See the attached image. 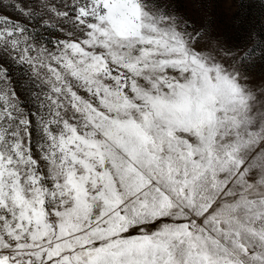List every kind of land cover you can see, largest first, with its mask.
<instances>
[{
    "label": "snow or ice",
    "instance_id": "1",
    "mask_svg": "<svg viewBox=\"0 0 264 264\" xmlns=\"http://www.w3.org/2000/svg\"><path fill=\"white\" fill-rule=\"evenodd\" d=\"M0 264H264V0H0Z\"/></svg>",
    "mask_w": 264,
    "mask_h": 264
},
{
    "label": "rangeland",
    "instance_id": "2",
    "mask_svg": "<svg viewBox=\"0 0 264 264\" xmlns=\"http://www.w3.org/2000/svg\"><path fill=\"white\" fill-rule=\"evenodd\" d=\"M238 8H239V6L236 3H229L227 5L218 6V14L221 17V22H225V21L229 20L232 15L237 14ZM187 10L190 13L192 12L191 5L187 6ZM248 11L254 17L259 16V8L258 7L250 8V9H248Z\"/></svg>",
    "mask_w": 264,
    "mask_h": 264
}]
</instances>
